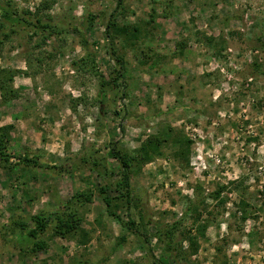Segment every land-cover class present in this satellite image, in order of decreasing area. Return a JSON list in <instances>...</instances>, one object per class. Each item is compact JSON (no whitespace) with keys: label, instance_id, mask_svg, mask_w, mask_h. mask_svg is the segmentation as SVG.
Wrapping results in <instances>:
<instances>
[{"label":"rangeland","instance_id":"obj_1","mask_svg":"<svg viewBox=\"0 0 264 264\" xmlns=\"http://www.w3.org/2000/svg\"><path fill=\"white\" fill-rule=\"evenodd\" d=\"M0 7L21 17H0V69L16 73L0 91L14 155L0 159V264H264V0ZM151 135L160 154L139 165L128 204L147 242L103 197L126 192L112 147L135 152ZM77 192L91 199L69 203ZM70 212L76 235H54V216ZM34 217L49 220L37 238Z\"/></svg>","mask_w":264,"mask_h":264},{"label":"trees","instance_id":"obj_2","mask_svg":"<svg viewBox=\"0 0 264 264\" xmlns=\"http://www.w3.org/2000/svg\"><path fill=\"white\" fill-rule=\"evenodd\" d=\"M123 1L124 0H119V5H121ZM0 17L2 18V20H4L1 22L2 27L5 26V21H11L14 19L21 20V17L18 16L16 11H13L12 9H9L6 7H0ZM22 20L24 22H27V24L31 23V21H28L25 17L22 18ZM38 22H40V20ZM112 24L116 25L115 22H112ZM111 27L112 26L110 23V25L107 26V31H108L107 36H110L113 39V33L111 32ZM116 59L120 63V65L123 67L124 61H123L122 56L117 55ZM0 75L4 76V79L0 77V91H1L2 96L6 97L7 93L13 92L12 81L14 80L16 73L12 69L2 68L0 69ZM123 77H124L123 73L116 75L113 79V83H108L106 81V84L108 85L112 84V86L117 87L119 86L120 78H123ZM7 128L0 129V131L5 130ZM9 138L10 137L7 133H0V159L2 161H5L6 163L10 161V158L14 157V155L9 154L7 151ZM160 146H161L160 137L151 135L142 143L141 147L134 150L135 152H130L127 150L123 151L117 147H112L111 154L119 162L120 167H121V174L123 176V179L120 182H118L119 185L118 184L117 185L119 188L121 187V189L125 188L126 192L124 195H120V196L113 197L107 194L103 197V200L107 204L108 212L111 215L115 216L118 219V221L122 225H124V227H126L127 230L135 232V234L142 235L146 239L147 242L149 241L147 234L141 233L140 230L138 229L137 221L135 220V218H133L132 213L130 211V206L128 205L130 204L131 197H132V191L130 190L131 189L130 184H131L132 178L135 176V174L138 172L140 168L139 165L150 161L155 156V154H160L159 152ZM19 158L22 162H25L27 164H30L32 162L37 163L35 159L30 158L27 155L20 156ZM6 168L11 170L12 166L7 165ZM118 187L117 189L119 190ZM219 194L220 193L217 191V193L215 194V197ZM81 197H84L85 200L91 199L89 195H85L83 192H77L74 198H72L69 201V203H71L72 200L79 201L81 200ZM114 198L120 199V201L117 203H114L113 202ZM125 209L127 210V214L129 217L127 222H125L122 217V212L125 211ZM194 210H196V208H194ZM39 218L40 217H34V219H38L36 221L37 225L28 230V235L31 237L37 238L39 233L43 232L49 225L48 219L46 220L45 218H41V219ZM193 218H194L193 225L195 226V228L198 225L197 229L201 232L202 235H204L205 230L207 228L206 227L207 223L205 225H200L201 223L199 221L200 219L199 216H196ZM54 219L56 220L55 226H54V235H59L63 237L68 236V235L72 236L73 234L76 235V232L81 227V223H82V218L78 216L76 212H70L68 214L67 213H57L54 216ZM22 226L25 227L24 224H22ZM173 232H174L173 230L167 231V234L170 240H172ZM123 239H125L124 236H123ZM35 244L37 247L34 248V250H36L37 248H43L45 245L43 241L36 242ZM167 244H168V249L170 250V248L172 247L171 245L172 242L168 241ZM194 245H196L195 241L191 239V246L193 247ZM172 258L175 259V256ZM169 260H170V256L160 260L159 263L168 264ZM155 264H158V262L155 261Z\"/></svg>","mask_w":264,"mask_h":264}]
</instances>
